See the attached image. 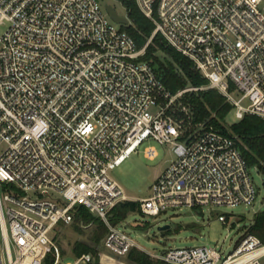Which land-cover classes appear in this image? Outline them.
<instances>
[{"label":"built area","instance_id":"1","mask_svg":"<svg viewBox=\"0 0 264 264\" xmlns=\"http://www.w3.org/2000/svg\"><path fill=\"white\" fill-rule=\"evenodd\" d=\"M134 1L154 24L140 49L99 0H0V264H96L91 252L63 263L49 237L79 206L108 227L105 249L127 256L135 242L109 224L126 200L110 171L148 140L169 144L175 157L139 201L142 214L254 203L238 137L195 123L180 103L203 88L170 93L142 57L159 34L226 98L236 121L264 119V0ZM157 257L262 264L264 244L246 233L226 256L196 246Z\"/></svg>","mask_w":264,"mask_h":264},{"label":"rangeland","instance_id":"2","mask_svg":"<svg viewBox=\"0 0 264 264\" xmlns=\"http://www.w3.org/2000/svg\"><path fill=\"white\" fill-rule=\"evenodd\" d=\"M103 8L106 5L112 6L120 16H127L125 5L120 0H99ZM4 29L0 27V35ZM157 56L164 58L165 54L158 52ZM203 89L187 90L180 97V103L185 105L184 99L188 94ZM197 87V88H201ZM191 88V87H188ZM193 88V87H192ZM238 98L240 93L233 92ZM191 112V111H190ZM192 114V112H191ZM237 122L234 112L231 111L223 123L225 126ZM153 148L156 152L154 158L146 155L147 148ZM4 146L0 147V152ZM175 155L169 144H160L154 140L145 141L136 153L129 156L121 165L110 171V176L122 188L126 200L140 201L151 193V186L158 175L169 165ZM250 173L257 188V196L250 206H236L211 208H181L168 210L154 216L131 212L127 219L117 225L125 231L135 242L133 248L146 253L154 262L162 261L157 255L170 248H187L196 246H214L222 255L233 251L239 240L247 233L255 213L264 209V175L257 167H251ZM140 209V208H139ZM226 216V223L218 220V216ZM110 218V216H109ZM169 226L166 230L161 227ZM92 224H59L49 233V237L55 242L63 263L70 262L76 255L73 246L76 241H85L97 250L95 257L96 264H130L127 256H116L105 249L103 241L107 233L97 243H91L89 238L92 234ZM164 262V261H163ZM264 264V259L261 260ZM167 264V263H166Z\"/></svg>","mask_w":264,"mask_h":264},{"label":"trees","instance_id":"3","mask_svg":"<svg viewBox=\"0 0 264 264\" xmlns=\"http://www.w3.org/2000/svg\"><path fill=\"white\" fill-rule=\"evenodd\" d=\"M128 12L129 24L121 29L127 32L135 41L138 49L144 47L154 31V24L139 10L134 0H120ZM165 54L164 58L157 53ZM142 60L148 61L155 69L158 77L172 94L188 88L201 87L209 84L187 57L166 45L163 38L157 34L149 42ZM185 105L192 112L195 123L207 122L215 128L238 137L237 146L249 167H257L264 175V119L246 115L243 119L225 126L223 123L232 111L231 104L216 89L197 91L188 94L184 99ZM138 201H124L118 203L110 213L109 222L117 225L124 222L131 212H139ZM92 224L91 243L99 242L107 233V226L98 218L92 216L84 207L76 209L72 224ZM247 233L258 237L264 244V209L255 213ZM76 256L83 252L96 254L97 250L88 242L76 241L73 246ZM126 260L130 264H166L163 261L154 262L146 253L132 248Z\"/></svg>","mask_w":264,"mask_h":264},{"label":"water","instance_id":"4","mask_svg":"<svg viewBox=\"0 0 264 264\" xmlns=\"http://www.w3.org/2000/svg\"><path fill=\"white\" fill-rule=\"evenodd\" d=\"M105 10H106L107 14L109 15V17L115 23L122 25V26H127L129 24L128 17L127 16H120L112 6L106 5ZM168 228H169V226L167 225V226L161 227L160 230H166Z\"/></svg>","mask_w":264,"mask_h":264}]
</instances>
